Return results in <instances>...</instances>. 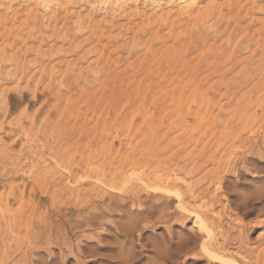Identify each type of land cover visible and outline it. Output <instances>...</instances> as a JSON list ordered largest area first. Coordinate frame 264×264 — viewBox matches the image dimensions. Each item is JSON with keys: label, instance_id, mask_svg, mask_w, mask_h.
<instances>
[{"label": "rangeland", "instance_id": "obj_1", "mask_svg": "<svg viewBox=\"0 0 264 264\" xmlns=\"http://www.w3.org/2000/svg\"><path fill=\"white\" fill-rule=\"evenodd\" d=\"M15 1L0 5V264H208L181 251L189 238L201 247L195 219L180 221L175 198L143 187L164 172L193 182L195 205L211 206L216 190L221 242L254 261L264 250V225H253L264 219V0L194 13L139 0L126 4L132 14ZM246 200L258 210L240 207Z\"/></svg>", "mask_w": 264, "mask_h": 264}, {"label": "bare ground", "instance_id": "obj_2", "mask_svg": "<svg viewBox=\"0 0 264 264\" xmlns=\"http://www.w3.org/2000/svg\"><path fill=\"white\" fill-rule=\"evenodd\" d=\"M17 1V0H16ZM15 1V2H16ZM28 1V0H27ZM26 1V2H27ZM34 1V4H35V8L36 9H38V7L40 6V7H42L43 6V10L45 9V7L46 6H51V4H54L55 5V3H56V0H33ZM33 1H31L32 3H33ZM65 1V0H64ZM80 1V0H79ZM90 4H91V7L92 6H94V4H120L118 7L119 8H123L124 7V9H125V6L127 7V5L126 4H136L139 0H87ZM144 1H149V2H152V4L153 3H159V4H161V2H163V0H144ZM165 1V0H164ZM167 2L166 3H168V2H173V1H176V0H166ZM206 2H204V0H178V2H181L182 4H185V6L187 5V9L189 10V11H193V13L194 12H196V9L195 8H197V5L198 4H210V7H211V5L212 6H215V5H217V4H222L220 1L221 0H205ZM226 1V0H225ZM228 1V0H227ZM240 2H241V0H239ZM245 1V0H244ZM14 2V3H15ZM23 2V1H22ZM74 2V0L72 1V3ZM85 2V1H84ZM148 2V4H150L151 5V3H149ZM238 2V0H230L229 1V4H235V3H237ZM256 1H253V3L252 4H254ZM264 2V1H263ZM21 3V2H20ZM59 3H60V1H59ZM77 3V2H76ZM139 3H141V2H139ZM176 5H179V3L177 4L176 2H174ZM225 4L224 5H226V6H228L227 4H226V2H224ZM250 3V2H249ZM1 4H8V6H11L12 4H13V0H0V5ZM18 4V3H17ZM27 4H29L28 2H27ZM61 4V3H60ZM74 4H75V2H74ZM86 4H87V2H86ZM158 4V5H159ZM172 4V3H171ZM204 4V5H205ZM5 5V6H6ZM26 5V4H25ZM24 5V6H25ZM42 5V6H41ZM53 5V6H54ZM65 5V3L63 4V6ZM77 5H79V3L77 4ZM89 5V4H88ZM96 5V6H97ZM103 5V6H104ZM144 5H146V4H144ZM143 5V6H144ZM155 5V4H154ZM153 5V6H154ZM157 5V6H158ZM162 5V4H161ZM245 5V4H244ZM255 5H257V4H255ZM5 6H3V8L5 7ZM15 6V5H14ZM13 6V7H14ZM28 6H30V5H28ZM52 6V7H53ZM83 6V5H82ZM82 6H80L79 5V7L80 8H78L79 10L81 9V8H83ZM99 6V5H98ZM106 6V5H105ZM129 6H131V5H129ZM140 6V5H139ZM142 6V7H143ZM166 6V5H165ZM167 6H168V4H167ZM174 6V5H173ZM172 6V7H173ZM180 6H182L183 7V5H180ZM184 6V7H185ZM206 6V5H205ZM205 6H203V7H205ZM219 6V5H218ZM236 6V5H235ZM27 7V6H26ZM39 7V8H40ZM52 7H51V9H52ZM65 7H66V5H65ZM75 7V6H74ZM74 7H72L74 10L76 9V8H74ZM88 7V6H87ZM102 7V6H101ZM115 7V6H114ZM133 7V6H132ZM154 7H156V6H154ZM179 7V6H178ZM181 7V8H182ZM222 7V6H221ZM225 7V6H224ZM232 7V6H231ZM240 7V6H239ZM243 7V6H242ZM255 7V6H254ZM0 8H2L1 6H0ZM6 9H7V7H5ZM4 8V9H5ZM30 8V7H29ZM28 8V9H29ZM48 8V7H47ZM86 8V7H85ZM97 8H99V7H97ZM109 6H108V10H109ZM128 8V7H127ZM145 8H146V6H145ZM149 8H153L152 6L151 7H149ZM170 8V7H169ZM169 8H165V10H167V9H169ZM174 8V7H173ZM186 8V7H185ZM185 8H184V10H185ZM216 8H218V7H216ZM223 8V7H222ZM262 8H264L263 7V3H262ZM3 9V10H4ZM22 9V8H21ZM26 9V8H25ZM41 9V8H40ZM49 9V8H48ZM51 9H50V11H51ZM57 9V8H56ZM71 9V8H70ZM90 9V8H89ZM102 9H104V8H102ZM101 9V10H102ZM111 9V8H110ZM113 9V8H112ZM117 9V8H116ZM129 9V10H128ZM127 9V12H130L131 11V8H128ZM155 8H153V10H154ZM163 9H164V7H163ZM163 9H158V10H163ZM186 9V10H187ZM206 9H207V6H206ZM206 9H204V10H206ZM213 9H214V7H213ZM213 9H212V11H211V9H209V12L211 11V12H213ZM224 9V8H223ZM235 8H233V10H234ZM242 9V8H241ZM42 10V11H43ZM63 10V9H62ZM83 10V9H82ZM88 10V9H87ZM106 10H107V8H106ZM119 10V9H118ZM120 10H122V9H120ZM120 10L119 11H117L116 10V12H120ZM132 10H133V8H132ZM153 10H151V12L153 11ZM170 10V9H169ZM178 10H179V8H178ZM177 10V11H178ZM184 10H183V8H182V10L181 11H183V13H184ZM187 10V14L189 13V11ZM198 10V9H197ZM219 10V12H220V9H218ZM225 10V9H224ZM228 10V9H227ZM1 12H2V10H0ZM10 10H8V12H9ZM22 11V10H21ZM40 11V10H39ZM41 11V12H42ZM49 11V12H50ZM52 11H53V9H52ZM56 11V10H55ZM64 11V10H63ZM62 11V12H63ZM75 11H77V10H75ZM86 11V10H85ZM89 11V10H88ZM87 11V12H88ZM103 11V10H102ZM113 11H114V9H113ZM124 12H125V10H123ZM135 11H136V9H135ZM138 11V10H137ZM146 11V10H145ZM168 11V10H167ZM176 11V12H177ZM181 11H179V13H181ZM238 11V10H237ZM245 11V10H244ZM247 11V10H246ZM0 12V13H1ZM11 12V11H10ZM20 12V11H19ZM48 12V13H49ZM61 12V18L63 17V15L64 14H66V13H62ZM72 12V11H71ZM77 12H79V11H77ZM87 12H84V15H86L85 13H87ZM97 12H98V10H96V14H97ZM109 12V11H108ZM133 12V11H132ZM164 12H166V11H164ZM170 12V11H169ZM186 12V11H185ZM222 12H224V11H222ZM15 13V12H14ZM39 13V12H38ZM44 13V12H43ZM76 13V12H75ZM82 13V12H81ZM107 13V12H106ZM105 13V14H106ZM113 13V12H112ZM123 13V12H122ZM126 13V12H125ZM131 13V12H130ZM135 13V12H134ZM182 13V14H183ZM201 13H203V11L201 12ZM207 12H205V15H206V17H207V14H206ZM215 13V12H214ZM216 13H218V12H216ZM231 13H233V12H231ZM243 13H245V12H243ZM9 14V13H8ZM18 14V13H17ZM33 14V13H32ZM35 14V13H34ZM33 14V15H34ZM57 14V13H56ZM105 14H103L104 16H105ZM132 14V13H131ZM139 14V13H138ZM138 14H137V16H138ZM146 14V13H145ZM170 14V13H169ZM175 14V13H174ZM181 14V15H182ZM189 14H191V15H193L192 13H189ZM219 14V13H218ZM225 14H226V12H225ZM234 14H235V12H234ZM253 14V13H252ZM4 15V14H3ZM21 15V14H20ZM26 15V14H25ZM39 16H40V14H38ZM44 15H46V14H44ZM49 15V14H48ZM76 16L77 15H79V14H75ZM120 15H122V14H119L118 16H119V18H121L120 17ZM148 15H151L149 12H148ZM158 15H160V14H158ZM180 15V14H179ZM229 15V14H228ZM35 16V15H34ZM60 16V15H59ZM82 16H83V14H82ZM86 16H88V14L86 15ZM86 16H84V17H86ZM107 16V15H106ZM111 16V15H110ZM110 16H109V18H110ZM133 16V15H132ZM145 16V15H144ZM166 16H167V13H166ZM170 16H171V14H170ZM224 17H225V15H223ZM247 16V15H246ZM254 16V15H253ZM33 17V16H32ZM45 17V16H44ZM65 17V16H64ZM103 17V16H102ZM108 17V16H107ZM129 17V16H128ZM134 17V16H133ZM139 17V16H138ZM141 17V16H140ZM143 17V16H142ZM153 17V16H152ZM152 17H150V18H152ZM155 17V16H154ZM158 17V16H157ZM177 17H179V16H177V14H176V18ZM183 17H184V15H183ZM193 17H195V16H193ZM203 17H205L204 15H203ZM205 17V18H206ZM211 17V16H210ZM229 17V16H228ZM238 17V16H237ZM250 17V16H249ZM40 18H41V16H40ZM60 18V17H59ZM75 18V17H74ZM74 18H73V20H74ZM77 18V17H76ZM75 18V19H76ZM86 18H88V19H90L89 17H86ZM86 18H85V20H86ZM123 18H125V17H123ZM123 18H121V19H123ZM137 18V17H136ZM149 18V17H148ZM147 18V19H148ZM167 18V17H166ZM186 18V17H185ZM188 18V17H187ZM197 18V17H196ZM200 18H202V16L200 17ZM204 18V19H205ZM217 18V17H216ZM226 18V17H225ZM224 18V19H225ZM246 18V17H245ZM244 18V19H245ZM2 19V16H0V20ZM11 19V18H10ZM16 19V18H15ZM24 19V18H23ZM34 19V18H33ZM32 19V20H33ZM39 19V18H38ZM44 19V21L46 20L45 18H43ZM58 19V18H57ZM110 19H112V18H110ZM114 20H115V18H113ZM130 19H131V16H130ZM158 19V18H157ZM157 19H153V20H155V21H157ZM163 19V18H162ZM162 19L160 18L159 20H160V22L162 21ZM172 19H173V17H172ZM181 19V18H180ZM189 19H190V17H189ZM213 19H214V17H213ZM243 19V20H244ZM247 19V18H246ZM250 19V18H249ZM263 20H264V18H262ZM13 20V19H12ZM28 20V18H26V20L25 21H27ZM61 19H58L57 21H60ZM71 20V19H70ZM80 20H84V18H82V19H80ZM95 20V19H94ZM101 20V19H100ZM105 20H107V19H105ZM113 20V21H114ZM127 20H129V19H127ZM184 19H181V22L183 21ZM187 20V19H186ZM203 20V19H202ZM206 20H207V18H206ZM227 20H229V19H227ZM227 20H224V21H227ZM251 20V19H250ZM255 20H257V19H255ZM21 21V20H20ZM19 21V22H20ZM23 21V20H22ZM34 21V20H33ZM66 21V20H65ZM72 21V20H71ZM86 21H88V23L86 24L87 26L86 27H84V26H82L83 28H87L88 27V25H89V20H86ZM97 21H99V20H97ZM150 21V20H149ZM148 21V22H149ZM154 21V22H155ZM165 21V20H164ZM170 21H171V19H170ZM190 21V20H189ZM192 21H194V19H192ZM232 21V20H231ZM5 22V21H4ZM18 22V23H19ZM29 22V21H28ZM27 22V23H28ZM48 22V21H47ZM80 22V21H79ZM108 22H111L110 20L108 21ZM107 22V23H108ZM118 22V21H117ZM128 22V21H127ZM131 22V21H130ZM154 22H152V23H154ZM159 22V21H158ZM176 22V21H175ZM174 22V23H175ZM184 22V21H183ZM188 22V21H187ZM195 22V21H194ZM193 22V23H194ZM202 22H204V21H202ZM201 22V23H202ZM207 22V21H206ZM211 22V21H210ZM209 22V23H210ZM236 22V21H235ZM260 22V21H259ZM263 22V21H262ZM261 22V23H262ZM23 23V22H22ZM25 23V22H24ZM23 23V24H24ZM34 23V22H33ZM32 23V24H33ZM67 23V22H66ZM78 22H76V24H77ZM81 23H82V21H81ZM134 23V22H133ZM144 23V22H143ZM171 23H173V21L171 22ZM197 23V22H196ZM224 23V22H223ZM227 23V22H226ZM15 24V23H14ZM22 24V25H23ZM26 24V23H25ZM29 24V23H28ZM60 24V23H59ZM69 24V23H68ZM98 24V23H97ZM100 24V23H99ZM98 24V25H99ZM104 24V23H103ZM112 24H114L113 22H112ZM111 24V25H112ZM129 24V23H128ZM137 24V23H136ZM151 24V23H150ZM161 24V23H160ZM180 24V23H179ZM187 24V23H186ZM192 24V23H191ZM199 24V23H198ZM213 24H214V22H213ZM231 24H232V22H231ZM257 24V23H256ZM10 25H12V24H10ZM54 25V24H53ZM66 25V24H65ZM91 25V24H90ZM116 25V23L113 25V26H115ZM118 25V24H117ZM158 25V24H157ZM188 25V24H187ZM187 25H185V26H187ZM197 25V24H196ZM204 25V24H203ZM208 25H210V24H208ZM207 25V26H208ZM262 25V24H261ZM1 26V25H0ZM39 26V25H38ZM61 26V25H60ZM60 26L58 27V30H60ZM99 26H101V24L99 25ZM103 26V25H102ZM105 26V25H104ZM185 26H184V28H185ZM189 26V25H188ZM195 26V25H194ZM193 26V27H194ZM10 27H12V26H10ZM9 27V28H10ZM19 27V26H18ZM26 27V26H25ZM30 27V26H29ZM28 27V28H29ZM41 27V26H40ZM40 27H38V29L40 28ZM90 27V26H89ZM107 27H109V26H107ZM144 27V26H143ZM155 27V26H154ZM160 27V26H159ZM166 27V26H165ZM164 27V28H165ZM190 27H191V25H190ZM197 27H198V25H197ZM210 27H212V26H210ZM231 27V26H230ZM20 28V27H19ZM96 28H97V26H96ZM96 28H95V30H96ZM99 28V27H98ZM97 28V29H98ZM147 28V27H146ZM161 28H163V27H161ZM168 28V27H167ZM206 28V27H205ZM227 28H229V26L227 27ZM11 29V28H10ZM10 29H8V30H10ZM53 29V28H52ZM135 29V28H134ZM137 29H141V28H137ZM158 29V28H157ZM198 29V28H197ZM208 29V28H207ZM24 30V29H23ZM26 30V29H25ZM49 30V29H48ZM51 30V29H50ZM74 30V29H73ZM90 30V29H89ZM111 30V29H110ZM145 30V29H144ZM162 30V29H161ZM183 30V29H182ZM181 30V31H182ZM185 30V29H184ZM191 30V29H190ZM193 30V29H192ZM195 31H197L196 29H194ZM201 30V29H200ZM213 30V29H212ZM216 30V29H215ZM229 30V29H228ZM37 31V30H36ZM152 31V30H151ZM158 31V30H157ZM170 31H172V29L170 30ZM174 31V30H173ZM176 31V30H175ZM207 31V30H206ZM205 31V32H206ZM214 31V30H213ZM25 32V31H24ZM40 32V31H39ZM45 32V31H44ZM60 32V31H59ZM78 32V31H77ZM109 32L110 31H107V33L109 34ZM112 32V31H111ZM111 32H110V35H111ZM138 32V31H137ZM167 32V31H166ZM169 32V31H168ZM187 32V31H186ZM200 32V31H199ZM15 32H13V34H14ZM25 33H28V32H25ZM56 33H58V32H56ZM68 33L70 34V32L68 31ZM81 33V32H80ZM84 33V32H83ZM101 33V32H100ZM155 33V32H154ZM157 33V32H156ZM204 33V32H203ZM32 34V33H31ZM40 33H38V35H39ZM77 34V33H76ZM82 34V33H81ZM108 34H106L107 36H108ZM119 34V33H118ZM160 34V33H159ZM223 34V33H222ZM225 34V33H224ZM228 34H229V32H228ZM15 35H16V33H15ZM14 35V36H15ZM26 35V34H25ZM42 35V34H41ZM57 35V34H56ZM55 35V36H56ZM71 35V34H70ZM90 35V34H89ZM165 35V34H164ZM212 35H213V33H212ZM1 36H3V35H1ZM5 36H6V34H5ZM4 36V37H5ZM22 36V35H21ZM43 36H44V33H43ZM94 36V35H93ZM106 36V37H107ZM158 36V35H157ZM192 36V35H191ZM214 36V35H213ZM220 36H222V35H219V37ZM24 37V39H25V36H23ZM23 37H22V39H23ZM36 37V36H35ZM45 37V36H44ZM49 37V36H48ZM63 37V36H62ZM65 37V36H64ZM91 36H89L88 38H90ZM152 37H154L153 35H152ZM216 36H214V38H215ZM1 38V37H0ZM9 38H11V37H9ZM13 38V42H14V37H12ZM11 38V39H12ZM16 38V37H15ZM42 38V41L44 40L43 39V37H41ZM40 38V39H41ZM151 38V37H150ZM4 39V38H3ZM11 39H8V40H11ZM50 39H52V38H50ZM49 39V40H50ZM91 39V38H90ZM21 40V39H20ZM19 40V41H20ZM26 40H27V38H26ZM34 40V39H33ZM74 40H75V38H74ZM77 40V39H76ZM85 40H87V37H86V39ZM21 41H23V40H21ZM37 41V40H36ZM67 41V40H66ZM84 41V40H83ZM93 41V40H92ZM6 42V41H5ZM25 42V41H24ZM38 42H39V40H38ZM37 42V43H38ZM44 42V41H43ZM81 42V41H80ZM150 42V41H149ZM7 44H8V42H6ZM16 43V42H15ZM15 43H13V44H15ZM22 43V42H21ZM28 43H30V42H28ZM36 43V42H35ZM45 43H47V42H45ZM77 43V42H76ZM86 43V42H85ZM1 44V43H0ZM2 44H3V42H2ZM17 44V43H16ZM23 44V43H22ZM21 44V45H22ZM27 44V43H26ZM79 44V43H78ZM40 45V43L38 44V46ZM95 45V44H94ZM107 45H109V44H107ZM1 46V45H0ZM24 46H26V45H24ZM38 46H36V49L38 50ZM47 46H49V44H47ZM52 46H53V44H52ZM58 46V45H57ZM191 46V45H190ZM197 46V45H196ZM204 46V45H203ZM203 46H201L202 48V50L204 51V47ZM2 47V46H1ZM6 47H8V46H6ZM13 47H14V45H13ZM192 47V46H191ZM3 48H4V46H3ZM19 48V47H18ZM21 48V47H20ZM24 48V47H23ZM26 48V47H25ZM93 48H95L94 46H93ZM105 48V47H104ZM197 48H198V46H197ZM8 49H10L9 47H8ZM14 49V48H13ZM16 49V48H15ZM51 49V48H50ZM96 49V48H95ZM94 49V50H95ZM24 50V49H23ZM31 50V49H30ZM37 50H35L34 52L36 53L37 52ZM47 51H49L48 49H46ZM71 50V49H70ZM93 50V49H92ZM100 50V49H99ZM99 50H98V52H99ZM196 50V49H195ZM2 51H3V49H2ZM11 50H8V52H10ZM17 51V50H16ZM21 51V50H20ZM25 51V50H24ZM33 51V50H32ZM104 51V50H103ZM50 52V51H49ZM202 52V51H201ZM29 53H30V51H29ZM34 53V54H35ZM19 54V53H18ZM188 54V53H187ZM1 55V54H0ZM7 55H9L10 56V54L8 53ZM36 55V54H35ZM38 55V54H37ZM40 55V54H39ZM4 56H6V54L4 55ZM48 56V55H47ZM157 56V55H156ZM3 57V56H2ZM14 57V56H13ZM45 57H46V55H45ZM6 58V57H5ZM5 58H0V59H4L5 60ZM7 58H9V57H7ZM20 58V57H19ZM32 58H33V56H32ZM28 59V60H33V59ZM39 58V57H38ZM156 58V57H155ZM23 59V58H22ZM36 59V58H35ZM34 59V60H35ZM157 59V58H156ZM7 60V59H6ZM11 60H13V58H11L10 59V61ZM43 60H44V58H43ZM45 60H46V58H45ZM169 60V59H168ZM2 61V60H1ZM31 61H29V63L31 62ZM9 61H7V63H8ZM15 62V61H14ZM27 62V61H26ZM3 63V62H2ZM6 63V65H8ZM16 63V62H15ZM24 64H25V62H23ZM32 63V62H31ZM34 63H36V61L34 62L33 61V63L32 64H34ZM39 63H40V61H39ZM45 63V62H44ZM40 64H42V63H40ZM5 65V66H6ZM10 65V64H9ZM8 65V66H9ZM26 65V67H27V65H28V62H27V64H25ZM42 65H44V64H42ZM41 65V66H42ZM49 65V64H48ZM7 66V67H8ZM15 66H16V64H15ZM18 66V65H17ZM20 66H21V64H19V69H20ZM23 66V65H22ZM21 66V67H22ZM30 66V65H29ZM45 67V65L43 66V68ZM13 68V67H12ZM11 68V69H12ZM24 68V67H23ZM1 69V68H0ZM5 69V68H4ZM9 69V68H8ZM28 69V68H27ZM149 69H150V67H149ZM14 70V69H13ZM5 71V70H4ZM4 71H1V72H4ZM9 71H11L10 69H9ZM9 71L7 72V73H9ZM19 71V70H18ZM24 70H22V72H23ZM42 71V70H41ZM107 71V70H106ZM12 72V71H11ZM15 72V71H14ZM20 72V71H19ZM30 72V71H29ZM53 72V71H52ZM17 73V72H16ZM35 73H37V72H35ZM34 73V74H35ZM44 73V72H43ZM42 73V74H43ZM2 74H4V73H2ZM18 74V73H17ZM20 74V73H19ZM38 74V73H37ZM41 74V75H42ZM45 75H46V73H44ZM110 74V73H109ZM11 75H13V73H11ZM16 75V74H15ZM23 75V74H22ZM1 76V75H0ZM3 76H5V75H3ZM17 76V75H16ZM43 76V75H42ZM15 77V76H14ZM34 77H35V75H34ZM37 77V76H36ZM44 77V76H43ZM46 77V76H45ZM44 77V78H45ZM18 78V77H17ZM39 78V77H38ZM104 78V77H103ZM2 79V78H1ZM21 79V78H20ZM36 79V78H35ZM46 80V79H45ZM19 81V80H18ZM42 81V80H41ZM87 81V80H86ZM1 84V83H0ZM17 84H18V82H17ZM28 84V83H27ZM39 84V83H38ZM42 84V83H41ZM15 85V84H14ZM2 87V86H1ZM0 87V88H1ZM240 135V134H239ZM239 135H238V137H239ZM234 136H235V134H234ZM233 136V137H234ZM239 138H241V136L239 137ZM237 139V138H236ZM207 159V158H206ZM178 161H180V158H179V160ZM178 161L176 162V163H178ZM191 161V160H190ZM196 161H197V159H196ZM182 163V162H181ZM189 163V162H188ZM180 164V163H179ZM186 164V163H185ZM200 164H201V162H200ZM202 164H204V161L202 162ZM178 165V164H177ZM176 165V166H177ZM188 165V164H187ZM187 165H185V166H187ZM206 165V164H205ZM176 166H175V168H176ZM182 166V165H181ZM181 166H179L178 165V167H179V170L181 169ZM196 166V165H195ZM200 166V165H199ZM198 166V167H199ZM203 166V165H202ZM188 167V166H187ZM204 167V166H203ZM172 168H174V167H172ZM184 168V167H183ZM193 168L195 169V167H194V164H193ZM193 169V170H194ZM198 169V168H197ZM173 170V169H172ZM175 170H177V169H175ZM185 170V169H184ZM192 170V169H191ZM174 171V170H173ZM241 171V170H240ZM175 172V171H174ZM189 172H190V170H189ZM189 172H185V174L187 175ZM195 172V171H194ZM175 174V173H174ZM177 174V173H176ZM120 175V173H118L117 175L116 174H114V177L116 178V177H118ZM121 176V175H120ZM218 176V175H217ZM216 176V177H217ZM123 177V176H122ZM220 177V176H219ZM218 177V179H221V177L219 178ZM126 179V178H125ZM215 179V178H214ZM217 179V178H216ZM152 180H153V182H152ZM124 180H122V182H123ZM218 181V180H217ZM118 182H121L119 179H118ZM142 183H143V187H145L146 189H151L152 190V192L153 191H155L157 194L158 193H160V195H163V196H167L168 197V201L167 202H170V199L171 198H175L177 201V204H176V209H177V216H176V218L177 219H179L180 221H182V222H186L187 220H189L190 218H194L195 220H194V223H193V226L194 227H196V228H198V230H199V232H200V234H201V237L203 238V240L201 241V247L200 248H198V240L195 238H189V240H187V242L185 243V247L184 246H182L181 247V251L183 252H186V254H194V255H196L197 257H200V256H204V257H207V259H208V264H264V250L259 254H257V257H256V259L253 261V260H251V259H249L248 258V254H245V253H243V251H241V248L240 249H237V251L234 253V251L232 252V251H229V250H231L230 248V243H229V239H231V238H227V237H224V241L223 242H221V237L219 236V232H221V233H226L223 229V222H222V215L220 214V212H215L214 211V209H215V203H213L214 201H215V199L216 200H220V198H219V194L216 192V190H215V193H214V195L213 196H211V199H212V204H211V206L210 205H208L209 207H205V205H202L201 203L199 204V205H195V204H193L192 203V201L193 200H197L198 198H199V193H197L196 192V188L194 187V185H193V182H191L190 180H188L187 179V176L186 177H184L183 178V176H182V178L181 177H176V176H172V173H169V172H164V173H161V174H159V175H156V177H149V178H147V180H144V179H142ZM124 184V183H123ZM140 184H141V182H140ZM199 184V183H198ZM221 184H223L222 182H221ZM126 186V185H125ZM142 185H140V187H141ZM217 186V185H216ZM115 187H117V186H115ZM129 187V186H128ZM152 187V188H151ZM216 188V187H215ZM221 187L219 186L217 189L219 190ZM143 189V188H142ZM145 189V190H146ZM207 189H208V187H207ZM137 190L138 189H136V193H137ZM145 190H143V191H145ZM141 191V190H140ZM209 191V190H208ZM211 191H213V190H211ZM220 191H222V189H220ZM151 192V191H150ZM210 192V191H209ZM141 193V192H140ZM205 193V192H204ZM208 193V192H207ZM202 194V193H201ZM219 195V196H218ZM138 196H139V193H138ZM257 196V195H256ZM221 197V196H220ZM224 197V196H223ZM208 198V197H207ZM163 199H164V197H163ZM243 199V198H242ZM246 199H247V197H246ZM253 199V198H252ZM256 199H258V200H261V199H259V197L257 198L256 197ZM165 200V199H164ZM164 200H162V201H164ZM223 200V199H222ZM257 201V200H256ZM263 201H264V199H263ZM205 202H207V200L205 201ZM206 204V203H205ZM228 206V205H227ZM239 206L240 207H243V208H245L246 210H247V212H254V211H256V210H258V207L256 206V203H255V201H252V200H246V201H244L243 203H241V204H239ZM261 211H262V209H260ZM260 211V212H261ZM261 213H263L262 215H264V211L263 212H261ZM231 218V217H230ZM259 218V217H258ZM78 222V221H77ZM80 222V221H79ZM81 223V222H80ZM79 224V223H78ZM253 225H255V226H262V225H264V219L263 218H261V219H258V220H256L254 223H253ZM242 227H243V225H242ZM223 228V229H222ZM248 229V228H247ZM228 231V230H227ZM246 231V230H245ZM240 232H242V230L240 231ZM225 235V234H224ZM241 235H243V233L241 234ZM226 236V235H225ZM233 236V235H232ZM194 237V236H193ZM236 237V236H235ZM235 237L233 236L232 238L235 240ZM243 237V236H242ZM242 237H241V240H242V243L244 242V240L242 239ZM261 240H264V231H262L260 234H259V236H258ZM237 239V238H236ZM232 240V239H231ZM230 240V241H231ZM236 241V240H235ZM231 242H233V241H231ZM242 247V246H241ZM193 256V255H192ZM169 257V256H168ZM195 257V256H194ZM193 258V257H192Z\"/></svg>", "mask_w": 264, "mask_h": 264}]
</instances>
